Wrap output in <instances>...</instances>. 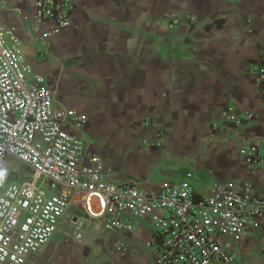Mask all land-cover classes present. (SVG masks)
Masks as SVG:
<instances>
[{"label": "crops", "instance_id": "0c3cea01", "mask_svg": "<svg viewBox=\"0 0 264 264\" xmlns=\"http://www.w3.org/2000/svg\"><path fill=\"white\" fill-rule=\"evenodd\" d=\"M25 12L32 0H0V23L18 27L22 53L55 106L86 118L82 129L67 130L99 155L106 179L155 190L190 173L198 197L215 184L249 183L264 199V162L247 166L239 151L245 142L264 149V94L251 72L264 56V0H74L67 29L51 32L45 22L31 38ZM226 109L253 118L230 128ZM73 221L61 218L25 264H153L142 245L148 220L118 236L123 252L95 222L76 239ZM232 251L235 264H264V219Z\"/></svg>", "mask_w": 264, "mask_h": 264}, {"label": "built area", "instance_id": "2783aa9c", "mask_svg": "<svg viewBox=\"0 0 264 264\" xmlns=\"http://www.w3.org/2000/svg\"><path fill=\"white\" fill-rule=\"evenodd\" d=\"M73 1L32 0L33 12L21 14L24 33L38 36L45 22L52 23L51 32L67 29ZM18 33L17 26L0 23V167L12 160L27 169L29 179L9 182L0 192V264H25L68 214L76 239L95 222L115 236L117 252L125 250L118 236L133 232L137 220H148L152 233L142 245L153 264H235L232 242L264 219V199L252 186L215 184L208 197H198L190 173L177 182L162 181L155 190L136 181H109L99 155L67 130L82 129L86 118L55 106L47 80L33 75ZM251 72L264 94V56ZM221 115L230 128L253 118L231 109ZM239 151L247 166L264 162V149L253 142Z\"/></svg>", "mask_w": 264, "mask_h": 264}, {"label": "rangeland", "instance_id": "374dc122", "mask_svg": "<svg viewBox=\"0 0 264 264\" xmlns=\"http://www.w3.org/2000/svg\"><path fill=\"white\" fill-rule=\"evenodd\" d=\"M29 179V173L21 167L18 163L7 160L2 166L0 167V192L4 188V186L9 182H15V183H22ZM40 182H37V185H39ZM71 217V214H68L66 218ZM67 223L64 225L63 221L59 224V227L63 229V227L67 228Z\"/></svg>", "mask_w": 264, "mask_h": 264}, {"label": "trees", "instance_id": "16d2710c", "mask_svg": "<svg viewBox=\"0 0 264 264\" xmlns=\"http://www.w3.org/2000/svg\"><path fill=\"white\" fill-rule=\"evenodd\" d=\"M22 167V166H21ZM24 168V167H23ZM26 171H27V169L26 168H24ZM28 172V171H27ZM29 173V172H28Z\"/></svg>", "mask_w": 264, "mask_h": 264}]
</instances>
